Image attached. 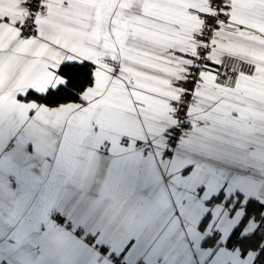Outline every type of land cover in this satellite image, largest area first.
<instances>
[{"label": "snow or ice", "instance_id": "obj_1", "mask_svg": "<svg viewBox=\"0 0 264 264\" xmlns=\"http://www.w3.org/2000/svg\"><path fill=\"white\" fill-rule=\"evenodd\" d=\"M186 118L264 149V0H0V125L71 155Z\"/></svg>", "mask_w": 264, "mask_h": 264}, {"label": "crops", "instance_id": "obj_2", "mask_svg": "<svg viewBox=\"0 0 264 264\" xmlns=\"http://www.w3.org/2000/svg\"><path fill=\"white\" fill-rule=\"evenodd\" d=\"M190 127L162 163L160 132L78 144L0 125V264H254L227 240L247 199L264 205V149ZM138 143L149 146L144 153ZM223 199L209 204L216 195ZM240 205L231 210L226 200ZM59 211L68 223L57 227ZM210 217L202 224L204 216ZM203 225V227H202ZM250 219L241 234H251ZM213 232L214 246L205 239Z\"/></svg>", "mask_w": 264, "mask_h": 264}, {"label": "trees", "instance_id": "obj_3", "mask_svg": "<svg viewBox=\"0 0 264 264\" xmlns=\"http://www.w3.org/2000/svg\"><path fill=\"white\" fill-rule=\"evenodd\" d=\"M223 199L222 194H218L214 196L209 204L217 203ZM226 206L232 204L234 209L240 205V196H237V200L233 201L232 198L226 200ZM243 208V216L240 220L239 224L233 229L228 240L227 246L232 248H238L242 255H245L249 251L256 252V256L258 257L261 251H264V205L258 202L255 199H247L245 203L241 206ZM210 217V214L207 213L203 220L202 224L206 222ZM254 220L257 223L256 228L251 234L242 235L241 232L245 227L246 223L250 220ZM203 227V225H202ZM219 235L216 232H213L208 238L205 239L204 243L206 245L214 246L218 241ZM245 239L246 241L256 242V247H244L237 243L238 240Z\"/></svg>", "mask_w": 264, "mask_h": 264}, {"label": "built area", "instance_id": "obj_4", "mask_svg": "<svg viewBox=\"0 0 264 264\" xmlns=\"http://www.w3.org/2000/svg\"><path fill=\"white\" fill-rule=\"evenodd\" d=\"M192 126L193 125L191 123V118H186L176 123L172 129H169L167 131V135H162L164 143L166 144V148L164 149L161 156L162 163H166L173 156V154L176 151V147L178 143L180 142V140H182L184 136L187 135L189 128ZM137 146L140 147L144 153H147L150 149L149 146L142 145L141 143H138ZM165 152H167L168 154L167 158H163ZM51 218L57 227H64L68 223L67 218L61 215L59 211H54L51 215ZM111 259L114 264H131V263L120 262L114 256H112ZM134 264H143V263L137 262Z\"/></svg>", "mask_w": 264, "mask_h": 264}]
</instances>
